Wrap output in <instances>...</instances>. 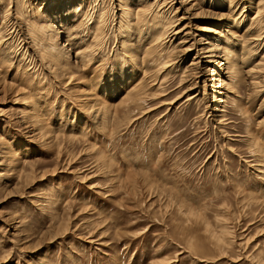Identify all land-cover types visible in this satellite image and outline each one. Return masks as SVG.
<instances>
[{
  "label": "rangeland",
  "instance_id": "rangeland-1",
  "mask_svg": "<svg viewBox=\"0 0 264 264\" xmlns=\"http://www.w3.org/2000/svg\"><path fill=\"white\" fill-rule=\"evenodd\" d=\"M237 1L0 0V264H264V0Z\"/></svg>",
  "mask_w": 264,
  "mask_h": 264
},
{
  "label": "bare ground",
  "instance_id": "bare-ground-1",
  "mask_svg": "<svg viewBox=\"0 0 264 264\" xmlns=\"http://www.w3.org/2000/svg\"><path fill=\"white\" fill-rule=\"evenodd\" d=\"M233 1H234L235 5H240L239 2H238L237 0H236V1L233 0ZM240 1H241V0H240ZM230 2H231V1H230ZM181 3H182V2H181ZM235 5H233V6H235ZM231 6H232V4H231ZM231 6H230V7H231ZM173 8H174V7H173ZM237 8H238V7H237ZM231 9H232V8H231ZM238 14H240V13H238ZM240 15H241V14H240ZM237 16H238V15H237ZM238 18H239V17H238ZM90 19H91V18H90ZM175 22H176V19H175L174 21H172V23H175ZM174 27H175V26H174ZM176 28H177V26H176ZM174 29H175V28H174ZM174 29H172V31H173ZM167 31H168V29H167ZM172 31H171V32H172ZM180 31H181V30H180ZM180 31L177 30L176 33H174V34H178V32H180ZM165 32H166V30H165L163 33H165ZM181 32H182V31H181ZM160 33H161V32H160ZM165 34H166V33H165ZM159 35H160V34H159ZM160 36H165V35H162V34H161ZM258 36H259V35H258ZM2 37H5V35H4V36H2V35L0 36V38H2ZM224 37H225V36H224ZM160 38H161V37H160ZM162 38H163V37H162ZM182 38H183V37H182ZM4 39H5V38H4ZM158 39H159V38H158ZM183 39H184V38H183ZM88 45H89V44H88ZM90 45H91V44H90ZM90 45H89V46H90ZM91 46H92V45H91ZM91 46H90V47H91ZM191 46H192V45H188V46H186L185 49H184V51L187 52L188 50H190L189 48H190ZM86 47H88V46L86 45ZM210 48H212V47H210ZM89 49H90V48H89ZM200 51H201V50H200ZM200 51H199V52H200ZM209 51H212V50L208 49L207 52H209ZM212 52H213V51H212ZM87 53H90V52H87ZM87 55H88V54H87ZM83 56H84V55H83ZM197 56H198L197 58H200L202 55H201V54L198 55V53H197ZM230 57H232V60H225V63H226V64H230V63L232 64V62L235 60V59L233 58V55H232V56L230 55ZM89 61H90V59H89ZM263 61H264V60H263ZM260 62H261V61H260ZM231 67H232V66H231ZM259 69L261 70V68H259ZM257 77H258V76H257ZM254 78H256V76L253 77V79H254ZM258 83H259L258 80H254V84H258ZM83 89H84V88H83ZM87 89H91V88L88 87Z\"/></svg>",
  "mask_w": 264,
  "mask_h": 264
}]
</instances>
